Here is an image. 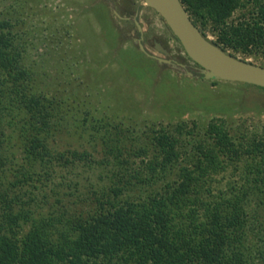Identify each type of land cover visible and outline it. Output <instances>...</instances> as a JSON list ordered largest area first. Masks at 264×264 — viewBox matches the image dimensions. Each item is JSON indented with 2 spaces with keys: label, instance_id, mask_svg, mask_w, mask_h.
Masks as SVG:
<instances>
[{
  "label": "trees",
  "instance_id": "1",
  "mask_svg": "<svg viewBox=\"0 0 264 264\" xmlns=\"http://www.w3.org/2000/svg\"><path fill=\"white\" fill-rule=\"evenodd\" d=\"M181 2L222 49L264 51V0ZM45 72L0 18V264H264V130L125 126ZM78 167L91 195L70 191Z\"/></svg>",
  "mask_w": 264,
  "mask_h": 264
},
{
  "label": "rangeland",
  "instance_id": "2",
  "mask_svg": "<svg viewBox=\"0 0 264 264\" xmlns=\"http://www.w3.org/2000/svg\"><path fill=\"white\" fill-rule=\"evenodd\" d=\"M242 13L247 10L235 11L232 18ZM0 18L11 20L27 41L31 61L49 74L41 84L71 100L92 103L93 109L104 106L111 119L125 126L186 121L190 129L195 120L201 124L223 119L232 133L264 130V88L201 77L161 16L142 0H0ZM205 33L215 40L209 28ZM139 40L149 53L168 62L147 56ZM234 55L264 66V51ZM68 143L77 145L72 137L60 145ZM63 173L75 196L77 191L91 195L88 187L98 182L97 170L78 167ZM256 232L250 230V240L256 239Z\"/></svg>",
  "mask_w": 264,
  "mask_h": 264
},
{
  "label": "water",
  "instance_id": "3",
  "mask_svg": "<svg viewBox=\"0 0 264 264\" xmlns=\"http://www.w3.org/2000/svg\"><path fill=\"white\" fill-rule=\"evenodd\" d=\"M163 19L166 28L176 37L187 57L200 67L206 79L242 82L264 88V66L241 59L222 49L202 34L181 0H142ZM118 17V15L116 13ZM139 32L141 25L135 20ZM139 48L159 62L165 58L150 54L139 40ZM158 51H166L158 47Z\"/></svg>",
  "mask_w": 264,
  "mask_h": 264
},
{
  "label": "flooded vegetation",
  "instance_id": "4",
  "mask_svg": "<svg viewBox=\"0 0 264 264\" xmlns=\"http://www.w3.org/2000/svg\"><path fill=\"white\" fill-rule=\"evenodd\" d=\"M124 18H127V17H124ZM135 21V20H134ZM138 30V29H137ZM139 32V31H138ZM140 38L141 39H143V36H142V34H140ZM160 46V44H158L157 42H154V47L158 50V47ZM160 47H162V46H160ZM163 48V47H162ZM165 50V49H164ZM160 52V51H159ZM160 53H162V52H160ZM151 54V53H150ZM163 54H164V52H163ZM147 56H149V55H147ZM151 57V56H150ZM166 59V58H165ZM157 60V59H156ZM167 61H163V63H165V62H168V59H166ZM158 61V60H157Z\"/></svg>",
  "mask_w": 264,
  "mask_h": 264
},
{
  "label": "clouds",
  "instance_id": "5",
  "mask_svg": "<svg viewBox=\"0 0 264 264\" xmlns=\"http://www.w3.org/2000/svg\"><path fill=\"white\" fill-rule=\"evenodd\" d=\"M207 37V36H206ZM179 42V41H178Z\"/></svg>",
  "mask_w": 264,
  "mask_h": 264
}]
</instances>
